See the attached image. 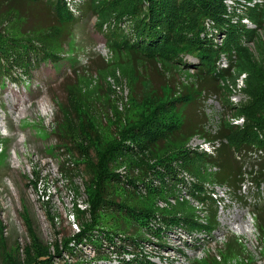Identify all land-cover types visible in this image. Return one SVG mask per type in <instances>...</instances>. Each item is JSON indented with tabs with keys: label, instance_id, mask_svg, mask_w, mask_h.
Wrapping results in <instances>:
<instances>
[{
	"label": "rangeland",
	"instance_id": "rangeland-1",
	"mask_svg": "<svg viewBox=\"0 0 264 264\" xmlns=\"http://www.w3.org/2000/svg\"><path fill=\"white\" fill-rule=\"evenodd\" d=\"M103 1L97 0L95 6L102 5ZM259 1L258 4H263L261 8L264 7V0ZM238 3L229 2V5L239 15H246L242 24L256 30L257 36L255 40H245L243 46L259 58L257 43L264 44V21L260 27L251 20L250 12L245 10L250 2ZM39 6L25 0H0L2 36L9 40L12 36L17 39L30 36L38 46L47 40V47L58 54V61L34 62L27 74L24 69L15 68L11 76L14 79L0 74V264H28L36 258L40 247L61 259L57 264L64 261L68 264H127L123 261L128 259L125 249L128 255L141 253L146 264H209L213 259L219 264H264V236L254 216L255 207L263 205L264 199L258 197L257 188L247 180L239 191L228 185L206 183L205 188L216 200L218 224L209 231L179 224L161 228L158 224L157 234L134 239L139 242L138 249L128 241L129 245L119 242L122 248L106 244L101 254L92 246H83L80 249L83 253L77 258L66 251L65 241L71 240L84 224L93 220L92 198L86 185L89 175L85 165L77 160L79 146L85 147L83 155L90 154L97 159L107 145L122 138L128 124L145 113L150 101L167 97L168 85L174 94L170 97H177L193 94L198 82L195 70L182 69L180 63L174 66L160 63L157 68L135 60L127 51L115 52L98 25L109 15L114 16L117 6L103 7L102 14L97 16L93 12L83 13V16L75 14L76 23L71 28L60 24L52 12ZM255 6L254 3L251 7ZM51 27L61 29L58 37L49 32ZM223 40L225 37L218 42ZM184 61L198 63L192 56H185ZM228 62L235 69L231 70L232 77L219 79L227 90L222 97L213 92L195 94L191 104L179 105L186 120L184 129L200 131L186 145L191 152L214 155L215 148L227 143L207 138L220 130L222 122L238 128L245 126L246 118L239 115L238 110L249 100L248 74L238 68V55L231 58L221 55L217 67L230 68ZM82 124L88 125V130H84ZM64 145L75 147L77 154L70 156ZM119 163L117 170L124 182L113 188L116 200L131 205L150 204L143 185L134 188L126 183L127 174H138L139 166L131 168L128 160ZM215 171V167L207 169V173ZM186 176L187 184L182 187L167 176V184H175L170 186L176 189L175 194L168 192L166 199L154 203L163 210L188 202L196 210L195 216L208 226V207L191 194L196 181ZM153 183L162 187L159 179H154ZM188 207L186 205L187 210ZM118 217L127 222V230L132 226L139 230L137 222ZM114 220L115 217H108L105 222L110 225ZM230 238L238 240L231 252L227 247Z\"/></svg>",
	"mask_w": 264,
	"mask_h": 264
},
{
	"label": "trees",
	"instance_id": "trees-1",
	"mask_svg": "<svg viewBox=\"0 0 264 264\" xmlns=\"http://www.w3.org/2000/svg\"><path fill=\"white\" fill-rule=\"evenodd\" d=\"M25 1L48 9L60 24L69 28L76 23L75 14L83 16V13L93 12L96 16L101 15L100 10L112 3L111 9L117 6L118 10L114 16L109 15L107 20H102L98 28L104 32L115 52L127 51L135 60L147 65L154 64L157 68L160 63L162 66L180 63L179 65H183L182 69L195 70L198 82L193 94H180L177 97H170L174 94L168 85L165 90L169 91L167 97L150 101L145 113L142 112L138 120L128 124L122 138L107 145L97 159H93L90 154L83 155L85 147L79 146L77 160L85 165V172L89 175L86 185L92 198L93 220L84 224L82 230L71 240L65 241L66 251L71 256L77 258L81 255L83 252L80 249L83 246H92L101 254L105 251L106 244L122 248L120 243L129 245L128 241L138 249L136 244L139 242L134 239L157 234L159 226L162 228L179 224L190 229L203 228L208 231L216 228V200L213 193L205 188L207 182L228 185L239 191L247 180L257 188L258 197L264 199V44L257 43L259 58L243 46L245 40L257 38L256 30L247 29L242 24L241 20L246 16L244 13L239 15L234 8L230 9L228 0H105L98 7L95 6L97 0ZM240 1L253 3L255 0L238 2ZM261 5L263 4L257 3L255 7L246 6L248 9L245 10L250 12L249 17L253 22L263 27L264 7L261 8ZM59 30L61 29L58 27H51L49 32L58 37ZM223 36L225 40L218 42ZM46 41L38 46L30 36L25 39L12 36L9 40L0 34V74L11 77L16 72L13 71L15 68L24 69L27 74L26 71L33 67L34 62L39 63L44 59L58 61L57 52L47 47ZM221 55L228 58L238 55V68L248 74L246 93L249 100L238 110L239 115L246 118V123L243 128H238L230 126L227 121L222 122L220 130L207 137L211 141L219 140L220 144L221 141H227L214 150V155L191 152L186 145L200 131L192 128L187 132L184 129L186 120L179 105L191 104L195 94L213 92L220 97L224 95L223 91L227 90L222 87L219 79L223 81L232 77L231 70L235 66L228 62L230 68H218ZM185 56L196 58L198 63L184 61ZM11 59L12 62L8 63ZM64 113L65 116L69 114L67 110ZM81 127L88 130L89 126L82 124ZM64 149L70 156L77 154L76 148L70 145H64ZM123 160L130 161L131 168L139 166L138 174H127L126 183L134 188L143 185L150 204L131 205L116 200L113 188L124 182L117 170L119 162ZM210 167H215L217 172L207 173ZM186 175L196 181L191 194L199 203L208 207V226L195 216L196 210L188 202L163 210L154 203L156 200L166 199L168 192L175 194L176 189L170 188L175 184H167V176L182 187L187 184ZM154 179H159L162 187L154 186ZM186 205H189L188 210ZM118 216L137 222L139 230L134 226L127 230V222L120 220ZM254 216L257 228L264 236V204L255 207ZM108 217H115L110 225L105 222ZM122 234L126 237H120ZM237 242L235 238L228 240L229 252ZM36 251V258L28 264H57L61 260L43 247ZM124 252L128 259L123 261L127 264H146L141 253L134 252L129 256L126 249ZM134 260L137 261L134 263ZM213 260L209 264H219L217 259ZM243 261L247 259L243 258ZM59 264L68 263L64 261Z\"/></svg>",
	"mask_w": 264,
	"mask_h": 264
},
{
	"label": "built area",
	"instance_id": "built-area-1",
	"mask_svg": "<svg viewBox=\"0 0 264 264\" xmlns=\"http://www.w3.org/2000/svg\"><path fill=\"white\" fill-rule=\"evenodd\" d=\"M235 1H236V0H235ZM235 1L232 2V1L228 0V5H229V2H231L233 5H237L238 2L235 4ZM242 2L245 3V4H247L245 1H242ZM257 2H260V1H259V0H258V1L255 0L253 3H249L248 5H249V6H253L254 3L257 4ZM238 4H239V3H238ZM248 5H246V6H248ZM246 6H245V7H246ZM229 7H230V9L233 8V7H231L230 5H229ZM234 22H235V21H234ZM235 23H236V22H235ZM227 64H228V63H227ZM227 67H228V65H227ZM215 149H216V148H215Z\"/></svg>",
	"mask_w": 264,
	"mask_h": 264
}]
</instances>
